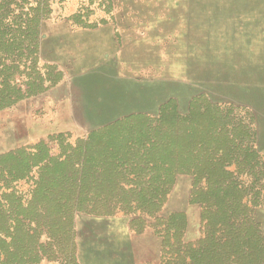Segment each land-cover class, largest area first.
<instances>
[{
  "label": "trees",
  "instance_id": "1",
  "mask_svg": "<svg viewBox=\"0 0 264 264\" xmlns=\"http://www.w3.org/2000/svg\"><path fill=\"white\" fill-rule=\"evenodd\" d=\"M53 2L0 0V110L61 78L40 54ZM73 19L93 26L80 14ZM244 110L198 93L183 112L169 98L157 115L131 113L74 141L58 133L1 154L0 264H77V213L126 216L136 233L154 228L162 238L159 264H264V222L257 217L264 160ZM179 175L192 177L189 202L201 206L193 240L185 239V211L158 214ZM29 179L24 197L17 183Z\"/></svg>",
  "mask_w": 264,
  "mask_h": 264
},
{
  "label": "rangeland",
  "instance_id": "2",
  "mask_svg": "<svg viewBox=\"0 0 264 264\" xmlns=\"http://www.w3.org/2000/svg\"><path fill=\"white\" fill-rule=\"evenodd\" d=\"M53 1L40 54L61 78L0 110V155L58 133L74 141L131 113L157 115L169 98L186 112L190 99L205 93L249 109L242 114L254 123L264 160V0ZM74 14L93 26L78 25ZM32 183L18 182V192L26 197ZM191 184V176L179 175L158 213L185 211L187 240L200 236ZM257 217L264 222L263 207ZM129 219L77 213V264H159L162 238L150 226L136 233Z\"/></svg>",
  "mask_w": 264,
  "mask_h": 264
}]
</instances>
